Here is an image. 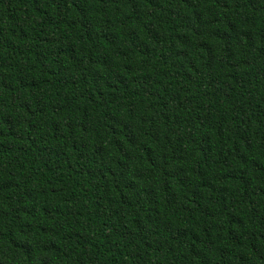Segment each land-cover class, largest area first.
Masks as SVG:
<instances>
[{"label":"trees","instance_id":"16d2710c","mask_svg":"<svg viewBox=\"0 0 264 264\" xmlns=\"http://www.w3.org/2000/svg\"><path fill=\"white\" fill-rule=\"evenodd\" d=\"M0 264H264V0H0Z\"/></svg>","mask_w":264,"mask_h":264}]
</instances>
